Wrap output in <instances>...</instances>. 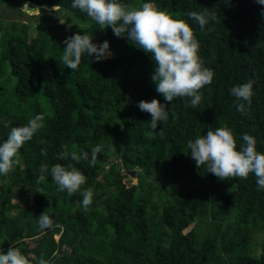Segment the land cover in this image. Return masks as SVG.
Wrapping results in <instances>:
<instances>
[{
    "label": "trees",
    "instance_id": "1",
    "mask_svg": "<svg viewBox=\"0 0 264 264\" xmlns=\"http://www.w3.org/2000/svg\"><path fill=\"white\" fill-rule=\"evenodd\" d=\"M12 1L60 9L74 21L67 27L36 22L31 30L24 22L0 20V144L12 127L44 116L43 127L19 150V164L0 175V252L18 247L31 264L41 257L49 264H82L79 259L85 264H264V241L257 252L249 246L251 233L264 232V189L255 175L220 180L206 165L197 168L187 147L208 130L227 127L237 150L246 133L264 154V6L256 0H119L137 8L152 3L192 28L203 66L214 72L193 108L186 107L187 97L166 102L151 80V54L126 33L116 37L111 28L72 8L73 0H0V6ZM205 8L216 20L202 31L187 13ZM85 33L92 42L115 41L119 58L96 62L94 55H84L77 69L66 68L63 41ZM249 80L254 81L250 106L230 94ZM152 99L168 111V120L158 122L155 133L150 114L139 109L118 116L119 125L111 128V116L122 107ZM241 103L244 114L237 111ZM96 146L101 151L92 165ZM65 148L78 156L87 152L88 160L58 159ZM44 164L49 170L61 164L80 172L106 166L107 176L86 177L81 191L69 196L58 190L50 171L39 180ZM130 171L135 185L123 181ZM11 186L25 191L11 192ZM88 188L93 198L85 210L81 192ZM45 211L51 225L42 230L37 218ZM201 218L209 220L212 234L198 238L189 227Z\"/></svg>",
    "mask_w": 264,
    "mask_h": 264
},
{
    "label": "clouds",
    "instance_id": "2",
    "mask_svg": "<svg viewBox=\"0 0 264 264\" xmlns=\"http://www.w3.org/2000/svg\"><path fill=\"white\" fill-rule=\"evenodd\" d=\"M256 3L264 6V0H256ZM71 6L86 13L101 28H111L116 37H122L121 34L126 33L128 40L139 45L146 54H151L155 65L151 80L155 84V91L166 102L171 103L177 97H187L190 98V105L186 107L195 108L200 104L202 100L200 90L212 82L214 72L203 66L198 55L199 43L185 20L174 19L167 12L157 10L152 3H143L136 8L120 3L119 0H73ZM187 15L199 24L202 31L209 20H216L215 14L210 13L206 8L203 12H189ZM261 15L264 16V10ZM63 43L66 47L61 60L66 68L71 70L77 69L84 55L90 57L94 55L96 62L110 56L109 43L104 41L100 45L93 44L92 35L87 33L69 36ZM253 84L254 81L249 80L247 83L234 86L230 89V94L250 106ZM137 106L141 112L150 114L149 125L152 133H155L158 122L168 120L165 104H161L156 99L150 102L141 100ZM236 107L237 111L245 113L243 103ZM43 121L44 116L38 114L34 119H30L26 126L11 128L7 139L0 144V175H7L15 165L19 164V150L43 127ZM5 127L8 125L5 124ZM242 140L244 145L237 150L232 131L227 127H217L214 131L208 130L206 135L189 140L187 147L197 168L206 165L208 173L223 181L237 177L247 179L249 174H254L256 184L260 189H264V154L256 150L254 137L245 133L242 135ZM100 151V146L92 149V165H95ZM41 154L46 155V149H42ZM57 158L87 161L88 153L82 152L78 156L75 151L69 153L64 150ZM49 171L51 180L57 185L58 190L66 191L69 196L81 191V186L86 182V177L77 168L65 167L61 164L53 165L50 170L47 164L42 165L39 180H43V173ZM81 195L83 199L80 203L87 210L92 204L93 191L88 188L83 190ZM37 223L42 230L50 227L51 218L47 211L37 218ZM0 264H31V262L21 253L20 248L11 246L6 254L0 252ZM37 264H49V261L41 257Z\"/></svg>",
    "mask_w": 264,
    "mask_h": 264
},
{
    "label": "rangeland",
    "instance_id": "3",
    "mask_svg": "<svg viewBox=\"0 0 264 264\" xmlns=\"http://www.w3.org/2000/svg\"><path fill=\"white\" fill-rule=\"evenodd\" d=\"M134 7V6H133ZM137 8V7H136ZM0 20L3 21H16V22H24L29 25V28L31 30L34 29V25L36 22H42V23H50L52 25H61L64 24L65 27H67V24H70L74 21L72 16L68 13H65L64 11L60 9H55L54 11H47L44 9L37 8L35 6H29V4L20 2V1H12L4 6H0ZM104 41H107L109 43V52L110 56L106 59L110 58H119L120 56V48L118 47V44L113 40H102L99 38H96L92 43L96 45L102 44ZM8 74H14V70L7 71ZM128 100L125 98V103H127ZM122 107V106H121ZM139 109L137 105L130 104V108H124L118 110L115 114L111 116V128H115L119 125L118 116L124 115L128 112L135 111ZM66 149V148H65ZM69 153H71L68 149H66ZM109 153L113 155L115 153L114 148L109 149ZM66 162L70 161L69 159H64ZM112 161V160H111ZM85 177H89L92 180L96 179H103L107 176L106 174V166L103 168L89 166L87 169L83 170L81 172ZM123 181L129 185H135L136 180L131 178L127 173L123 176ZM172 186H167L165 188V197L168 201H170V198L172 196L171 192ZM11 192H24V189L16 188L14 186H11L10 188ZM14 200L13 202H15ZM30 202V200L28 199ZM24 204V203H23ZM212 205L209 207V210L212 209ZM192 229L196 236L198 238L202 237L205 234H212V230L210 229V222L207 218H201L193 222L190 227ZM57 237H55L56 239ZM264 241V232L255 231L254 233H251L249 238V246H251V251L257 252L260 248L261 243ZM79 262L82 264H85V262L82 259H79Z\"/></svg>",
    "mask_w": 264,
    "mask_h": 264
},
{
    "label": "water",
    "instance_id": "4",
    "mask_svg": "<svg viewBox=\"0 0 264 264\" xmlns=\"http://www.w3.org/2000/svg\"><path fill=\"white\" fill-rule=\"evenodd\" d=\"M127 174H128L131 178H133V176H134L135 173H134V171H130V172H128ZM168 186H170V185L168 184Z\"/></svg>",
    "mask_w": 264,
    "mask_h": 264
}]
</instances>
